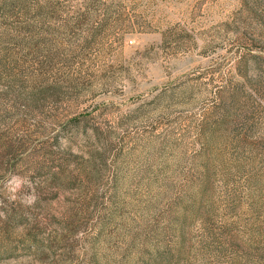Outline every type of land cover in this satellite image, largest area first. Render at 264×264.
Listing matches in <instances>:
<instances>
[{
	"label": "rangeland",
	"instance_id": "374dc122",
	"mask_svg": "<svg viewBox=\"0 0 264 264\" xmlns=\"http://www.w3.org/2000/svg\"><path fill=\"white\" fill-rule=\"evenodd\" d=\"M0 264H264V0H0Z\"/></svg>",
	"mask_w": 264,
	"mask_h": 264
},
{
	"label": "clouds",
	"instance_id": "9594fccd",
	"mask_svg": "<svg viewBox=\"0 0 264 264\" xmlns=\"http://www.w3.org/2000/svg\"><path fill=\"white\" fill-rule=\"evenodd\" d=\"M22 182L14 175L13 179L11 181H8V188L9 191L12 192L13 194L18 193L20 191V189L22 188ZM32 186V185H30ZM16 199V196L13 195L11 197H9V201L11 202V200ZM22 203L24 202L23 200L21 201ZM34 204V201L32 199H29L27 201V205L30 206Z\"/></svg>",
	"mask_w": 264,
	"mask_h": 264
}]
</instances>
